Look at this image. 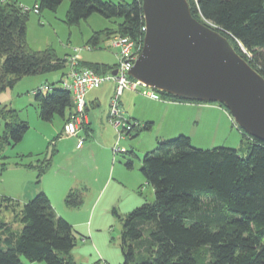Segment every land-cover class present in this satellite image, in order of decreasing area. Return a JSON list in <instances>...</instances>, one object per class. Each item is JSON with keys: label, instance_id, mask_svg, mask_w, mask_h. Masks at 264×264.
Wrapping results in <instances>:
<instances>
[{"label": "trees", "instance_id": "16d2710c", "mask_svg": "<svg viewBox=\"0 0 264 264\" xmlns=\"http://www.w3.org/2000/svg\"><path fill=\"white\" fill-rule=\"evenodd\" d=\"M62 1L33 0V6L37 5L40 13L55 10ZM67 1L68 24L94 13L121 20L114 31L94 33L89 40L92 46L99 44L101 35L106 39L127 37L142 44L144 19L140 0H120L116 4ZM187 2L196 20L226 37L264 78V0ZM20 5L15 0H0V93L24 76L49 74L67 67V58H59L53 49L34 51L28 47L29 11ZM82 64L98 74H106L116 66ZM58 83V88L55 83L49 84L51 93L34 95L43 121L49 122L54 116L66 120L73 109L71 95ZM158 93L171 100L197 102ZM0 119L4 122L1 154L22 140L28 125L6 107H0ZM129 121L131 130L125 131L129 136L151 128V122ZM242 135L248 141L246 156L225 147L192 148L185 135L157 141V147L143 156L140 168L154 189V201L121 218V264H264V142L243 131ZM51 144L54 155L55 141ZM52 155L38 161L37 178L50 166ZM125 165L130 168L131 162ZM83 192L84 189H71L65 204L78 207ZM5 213H9L10 220H6ZM18 224L21 228H17ZM75 242L73 227L57 216L46 194L37 193L25 203L0 195V264H24L20 255L30 262L77 264L71 256Z\"/></svg>", "mask_w": 264, "mask_h": 264}, {"label": "rangeland", "instance_id": "374dc122", "mask_svg": "<svg viewBox=\"0 0 264 264\" xmlns=\"http://www.w3.org/2000/svg\"><path fill=\"white\" fill-rule=\"evenodd\" d=\"M15 1L29 9L33 7V0ZM124 1L130 3L132 0ZM101 2L116 4L120 0H101ZM68 8L69 2L64 0L55 10H41L39 14L29 11L26 21L28 47L34 51L51 48L59 58H68L76 54L81 62L99 63L110 67L115 65L117 63L115 50L106 43L105 35H101L96 47L92 46L89 40L96 32L106 29L114 31L121 20L107 19L94 13L78 23L68 24L66 22ZM87 46H91V49L87 50ZM79 48L81 49L78 51ZM67 72L68 67L49 74L24 76L12 88L0 93V107L14 110L18 118L28 125L22 140L6 147L0 154V195L24 203L25 197L37 188L39 190L37 193L47 195L57 216L73 227L76 242L71 256L75 263L121 264L123 262L120 247L121 218L142 204L154 201L153 187L143 176L141 181L139 179L136 182L132 175L134 171L127 169L125 164L133 160L135 165H139L138 158H133L130 153L134 151L141 159L146 151H153L157 145L150 148L148 137L152 138V135L147 134L150 130L143 131L145 132L143 140L139 139L141 132L138 134L133 132L130 138L125 133H119L109 122L110 99L107 94L111 84L105 82L88 94V96L96 95L101 100V106L96 109L100 114L95 123L97 130L91 137L86 136L85 127L81 129L78 137L82 139L85 148L83 150L79 148L71 153L72 148L67 147L66 141L68 144L71 142L68 136L61 132L62 120L54 116L49 122L43 121L39 116L40 110L34 97V91L45 84L55 83V88H58L57 81L60 78L66 79ZM142 90L143 87L137 88V91ZM49 93L51 91L42 92L43 95ZM125 93L124 97H126ZM191 103L194 107L186 110L187 113H184L185 110H180L177 114L179 118L175 120L173 127L178 132H174V137L187 136L192 148L225 147L236 149L242 156L247 155L248 141L244 139L242 131L233 122L225 107L220 108L217 103L210 102ZM127 106L123 104V107ZM133 108L135 109L134 106ZM121 113L125 118L126 115ZM101 123L103 126H100ZM3 127L4 122L0 119V135ZM156 127L160 130L161 125L157 124ZM101 128L104 131L100 132ZM108 130L112 133L109 134ZM78 137H74L76 142ZM74 138L71 139L73 142ZM53 140L56 141L57 149L54 155H52V144L50 145ZM125 145H128L127 149ZM51 155L50 166L37 178L38 170L35 166L38 161L50 158ZM29 164L34 167H28ZM95 168L97 171L94 176L91 171ZM75 188L84 189L83 201L78 207L71 208L65 204V197ZM94 189L96 191L101 189V195L97 199L94 197L96 194ZM102 194L103 197L100 199ZM4 215L6 220H10L9 213ZM17 228H21V225L18 224ZM19 259L24 264H46L44 261L30 262L22 255Z\"/></svg>", "mask_w": 264, "mask_h": 264}, {"label": "water", "instance_id": "95a60500", "mask_svg": "<svg viewBox=\"0 0 264 264\" xmlns=\"http://www.w3.org/2000/svg\"><path fill=\"white\" fill-rule=\"evenodd\" d=\"M140 1L145 30L128 75L157 92L222 104L245 134L264 142V78L192 16L187 0Z\"/></svg>", "mask_w": 264, "mask_h": 264}, {"label": "built area", "instance_id": "2783aa9c", "mask_svg": "<svg viewBox=\"0 0 264 264\" xmlns=\"http://www.w3.org/2000/svg\"><path fill=\"white\" fill-rule=\"evenodd\" d=\"M20 7L24 11H33L39 14L37 5H34L31 9L22 4ZM206 23L212 25L208 22ZM144 30L145 27L143 28ZM108 45L115 50L117 58L116 66L113 69L116 70L115 75H112L111 72L98 74L94 70L81 65L76 54L67 58L68 72L65 76L66 79L61 78L60 80L62 89L69 92L73 102V109L63 126V132L66 136L78 137L79 131L86 126V94L90 90L98 89L105 82H113L114 84V90L110 97L109 122L121 134L131 130L132 127V123L127 118H124L121 113L120 97L124 90L137 91L138 87H143L145 88V90L141 91L143 95L157 100L160 99L157 91L144 86L128 75L141 51L142 44H136L127 37L114 36L109 39ZM86 49L90 50L91 46H87ZM51 89L50 85L45 84L38 87L34 94L42 93L44 90L51 91ZM82 144V139L78 137L76 148H81Z\"/></svg>", "mask_w": 264, "mask_h": 264}, {"label": "crops", "instance_id": "0c3cea01", "mask_svg": "<svg viewBox=\"0 0 264 264\" xmlns=\"http://www.w3.org/2000/svg\"><path fill=\"white\" fill-rule=\"evenodd\" d=\"M22 5H24V4H22ZM109 39L110 38H108L107 40L105 39L106 43H108V44H109ZM78 60L80 61L79 57H78ZM81 63H85V62L80 61V64ZM81 65H83V64H81ZM111 71H113V69ZM111 71H109V72H111ZM60 80H61V78L57 82H59ZM106 83L111 84L110 90L107 94V97L109 96V99H110V97L113 93V90H114V84H113V82H106ZM94 90H96V89H94ZM94 90H90L89 92L94 91ZM143 90H145V88H143ZM89 92L86 94V97H85V100H86V111H85L86 126L84 128V131H85L86 136L89 135L92 137V135H94L95 130H97L95 123H96V118L99 117L100 114L97 113L98 110H96V109L101 106V100L96 95H93V96L89 95L88 96ZM124 93L126 94V97H124ZM123 104H126L128 106L123 107ZM199 105L204 106L205 104H199ZM120 106L122 109L121 111L126 115L125 118H127L131 121L132 120L138 121L139 123L151 122L150 131H147V134L151 133V135H152V138L148 137V139L150 140V148L151 149L156 146V143L158 140H167V139L174 138V136H175L174 132H176V131L178 132V130L174 129V127H173L175 120L179 118V115H177V114L179 113L180 110H185L184 113H187L186 110H189V108L194 107L191 102L171 100L168 98H163L162 96H160L159 100H153L152 98H150L146 95H143L140 91H130V90H124L123 91V93L120 97ZM133 106L135 107V109L133 108ZM131 108H133L132 111H131ZM220 108H222V107H220ZM68 114H69V112H66V116ZM102 115H103V113L101 114V117H102ZM59 118L62 120V124L64 126L66 120L62 119L61 117H59ZM157 124L161 125L160 130H158V128L156 127ZM100 126H103V124L101 123ZM154 127H155V130H153ZM102 129L103 128H101L100 132L104 131ZM61 132H62V134H64L63 129ZM108 133L110 134L112 132L110 130H108ZM141 133H142V135L140 136L141 138H139V139L143 140L145 138V132H141ZM175 134H177V133H175ZM73 138L74 137L68 136V139L71 142V144H68L66 141L67 147L72 148L71 153H73V151L75 152L76 150H79V149H76L75 138H74V142L71 140ZM130 138H131V136H130ZM55 146H56V143L54 144V148L56 150L55 153H56L57 149ZM84 148L85 147L82 144L81 149L83 150ZM127 148H128V145H125V149H127ZM151 149H149V150H151ZM147 152L148 151H146V153ZM130 154L133 156V158H138V160L140 161L139 165L141 166L142 158L140 159L139 156L134 153V151ZM130 162H131L130 168H128L126 165L125 166L127 167V169L134 171L132 175L134 176L136 182H138L139 179L141 181L143 175L140 174V172H139L140 169L138 170V168H140V166L135 165L133 160ZM96 171H97V168L92 170L91 173H93V175L95 176ZM38 191L39 190L37 188L32 190L29 193V195H27L28 197H25L24 201L25 202L28 201ZM94 192H96L94 197L97 199L101 195V189L100 190L97 189V191H96V189H94ZM102 197H103V194L100 197V199Z\"/></svg>", "mask_w": 264, "mask_h": 264}]
</instances>
